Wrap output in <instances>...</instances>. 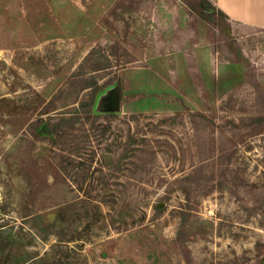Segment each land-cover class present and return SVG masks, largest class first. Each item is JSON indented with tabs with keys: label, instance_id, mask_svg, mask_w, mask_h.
Listing matches in <instances>:
<instances>
[{
	"label": "rangeland",
	"instance_id": "rangeland-1",
	"mask_svg": "<svg viewBox=\"0 0 264 264\" xmlns=\"http://www.w3.org/2000/svg\"><path fill=\"white\" fill-rule=\"evenodd\" d=\"M204 1L0 0V264H264V29Z\"/></svg>",
	"mask_w": 264,
	"mask_h": 264
},
{
	"label": "crops",
	"instance_id": "crops-1",
	"mask_svg": "<svg viewBox=\"0 0 264 264\" xmlns=\"http://www.w3.org/2000/svg\"><path fill=\"white\" fill-rule=\"evenodd\" d=\"M211 2L231 20L264 29V0H211Z\"/></svg>",
	"mask_w": 264,
	"mask_h": 264
},
{
	"label": "trees",
	"instance_id": "trees-1",
	"mask_svg": "<svg viewBox=\"0 0 264 264\" xmlns=\"http://www.w3.org/2000/svg\"><path fill=\"white\" fill-rule=\"evenodd\" d=\"M201 4L206 7L208 5V1L202 0ZM205 9L206 8H204V7L201 8L202 11L201 12H198V13H199V16L200 17L205 18V19H208V17L204 15L205 14V11H206ZM220 13H222V12L220 11ZM119 94H120V91H119ZM92 118L95 119V120L96 119H99V120H102L103 119L104 124H107L109 126L111 124V121H113L114 119H116V115L113 114V113H109V114H102V115H93ZM52 132L55 133L57 131L54 130V129H52ZM133 151L136 152V153H139V154H142L143 153V149H141V148L139 149V151H138V149H134ZM139 154L138 155L137 154H133L134 156H136V159L135 160H138V158L140 156Z\"/></svg>",
	"mask_w": 264,
	"mask_h": 264
},
{
	"label": "water",
	"instance_id": "water-1",
	"mask_svg": "<svg viewBox=\"0 0 264 264\" xmlns=\"http://www.w3.org/2000/svg\"><path fill=\"white\" fill-rule=\"evenodd\" d=\"M118 98H119V96H118V89L115 88L114 91H113L112 97H111V104L115 108L118 105Z\"/></svg>",
	"mask_w": 264,
	"mask_h": 264
}]
</instances>
